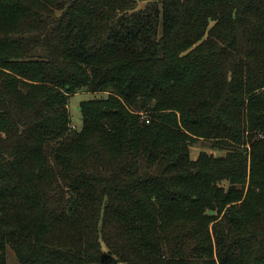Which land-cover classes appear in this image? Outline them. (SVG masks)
<instances>
[{
	"label": "trees",
	"instance_id": "1",
	"mask_svg": "<svg viewBox=\"0 0 264 264\" xmlns=\"http://www.w3.org/2000/svg\"><path fill=\"white\" fill-rule=\"evenodd\" d=\"M145 2L0 0V264H264V0Z\"/></svg>",
	"mask_w": 264,
	"mask_h": 264
},
{
	"label": "rangeland",
	"instance_id": "2",
	"mask_svg": "<svg viewBox=\"0 0 264 264\" xmlns=\"http://www.w3.org/2000/svg\"><path fill=\"white\" fill-rule=\"evenodd\" d=\"M139 1H140L139 7L143 9L146 6L145 1L150 2L151 0H139ZM104 96L105 94L92 95L88 93H79V94L72 96L69 102V111H70L72 123H73L72 127L74 126L76 127V129H81L82 127V116L80 112L81 102L95 98V97L100 98ZM143 119H148V118L146 116H143ZM200 151L201 150L199 147L197 146L193 147L192 148V158L196 159ZM6 255H7V264H20L16 258L15 253L12 251L10 247L7 248Z\"/></svg>",
	"mask_w": 264,
	"mask_h": 264
}]
</instances>
